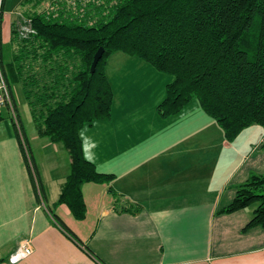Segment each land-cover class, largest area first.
Instances as JSON below:
<instances>
[{"label":"crops","instance_id":"1","mask_svg":"<svg viewBox=\"0 0 264 264\" xmlns=\"http://www.w3.org/2000/svg\"><path fill=\"white\" fill-rule=\"evenodd\" d=\"M117 2L2 0L0 35L4 19L12 33L28 12L93 24ZM19 5L27 14L15 21ZM106 72L115 94L112 115L85 127L81 137L86 158L114 180L82 186V221L57 204L70 171L67 150L39 136L28 103L26 109L14 98L28 161L6 110L0 122V264H11L25 241L33 253L16 264H264V228L244 231L256 206L218 213L251 175H264V128L254 125L229 142L197 100L161 117L157 107L172 76L122 52L109 57ZM129 207L139 211L124 210Z\"/></svg>","mask_w":264,"mask_h":264},{"label":"trees","instance_id":"2","mask_svg":"<svg viewBox=\"0 0 264 264\" xmlns=\"http://www.w3.org/2000/svg\"><path fill=\"white\" fill-rule=\"evenodd\" d=\"M100 15L93 24L74 16L29 15L34 32L24 37L12 28L17 47L7 63L1 42L7 81L11 89L12 83L22 85L37 133L69 153L70 171L57 204L79 221L87 217L82 186L114 180L86 158L81 137L85 127L112 115L115 94L106 66L114 53L173 77L157 107L161 117L175 116L197 100L229 142L254 125L264 128V0H118ZM101 47L104 55L91 74ZM6 118L2 111L0 122ZM253 205L245 232L264 228V175H251L218 213Z\"/></svg>","mask_w":264,"mask_h":264},{"label":"built area","instance_id":"3","mask_svg":"<svg viewBox=\"0 0 264 264\" xmlns=\"http://www.w3.org/2000/svg\"><path fill=\"white\" fill-rule=\"evenodd\" d=\"M1 6H2V0H0V23H1V13H2ZM20 32L22 36L26 37L28 34L33 33L34 31L31 28L30 29L23 28V30H20ZM4 110L8 111L12 122L15 124L19 134L21 135L23 148L25 150L28 161H30V155L28 152V148L22 136L21 122L19 119L17 106L15 104V100L13 97V92L9 86V83L7 81V78H6L4 69H3L1 35H0V113ZM32 253H33V247H32L31 241H25L23 249H21V253H17L16 255L12 256L10 258V262L11 264H16L17 262L21 261L25 257L30 256Z\"/></svg>","mask_w":264,"mask_h":264},{"label":"rangeland","instance_id":"4","mask_svg":"<svg viewBox=\"0 0 264 264\" xmlns=\"http://www.w3.org/2000/svg\"><path fill=\"white\" fill-rule=\"evenodd\" d=\"M16 14L15 16H12V19L13 20H17L19 18V14H27L24 6H21L19 5L17 8H16ZM37 11H40L37 10ZM32 12H28L27 15H31ZM1 17H2V13H1ZM16 25H18V29L19 30H23V28H29L30 29V26L27 24L26 22V18H21L19 20L16 21ZM11 28H12V25H11ZM1 35L3 36V42H2V45H3V53H4V60L5 62L7 63L8 60H9V57L11 55L12 52H14V49L17 47V43L15 40V38L13 37L12 33H11V30L9 29V25L6 21V19L3 20V29H2V33ZM2 40V39H1ZM75 60V58H74ZM71 61V59H70ZM12 92H13V96L17 102L18 105L20 106H25L26 109L28 108V105H27V102H26V99H25V95H24V91H23V87L21 84H15V83H12ZM3 114L6 116L7 115V111L4 110L3 111Z\"/></svg>","mask_w":264,"mask_h":264},{"label":"water","instance_id":"5","mask_svg":"<svg viewBox=\"0 0 264 264\" xmlns=\"http://www.w3.org/2000/svg\"><path fill=\"white\" fill-rule=\"evenodd\" d=\"M104 52H105V50H104V48L103 47H101L97 52H96V54H95V56H94V60H93V62H92V65H91V74H94L95 73V71H96V68H97V65H98V63L100 62V60L102 59V57H103V55H104Z\"/></svg>","mask_w":264,"mask_h":264}]
</instances>
